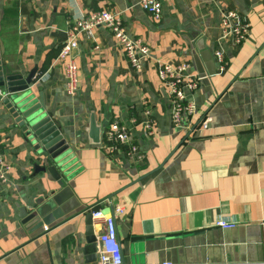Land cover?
Here are the masks:
<instances>
[{
  "label": "crops",
  "instance_id": "1",
  "mask_svg": "<svg viewBox=\"0 0 264 264\" xmlns=\"http://www.w3.org/2000/svg\"><path fill=\"white\" fill-rule=\"evenodd\" d=\"M139 1L0 0L2 64L24 77L36 68L32 90L71 155L63 186L36 173L37 152L5 120L0 85V149L10 165L0 183V264H97L84 221L104 207L122 209L115 224L123 264H264V0H161L159 20ZM102 9L119 13L148 57L133 68L111 31L98 27L72 54L78 89L69 94L57 58L66 31ZM228 11L246 19L240 44L221 37ZM157 62H186L200 80L185 90L197 114L180 130ZM114 120L137 154L104 149ZM219 218L235 226L222 229ZM91 225L97 237L101 224L91 216Z\"/></svg>",
  "mask_w": 264,
  "mask_h": 264
},
{
  "label": "built area",
  "instance_id": "2",
  "mask_svg": "<svg viewBox=\"0 0 264 264\" xmlns=\"http://www.w3.org/2000/svg\"><path fill=\"white\" fill-rule=\"evenodd\" d=\"M139 6L156 20H159L162 16L161 0H140ZM222 24V38L230 37L236 44H240L245 40L248 25L246 19L239 13L234 11L224 13ZM98 27H104L111 31L133 68H139L141 61L148 57V46L128 34L119 13L102 9L79 17L66 31V41L62 44L57 56L59 61L64 62L65 90L69 94L76 93L78 89V69L72 54L78 46L79 38L81 36L91 38ZM215 58L219 64L223 65V49L220 46L215 48ZM189 67L186 62L176 64L157 62L156 64L157 75L170 97L173 128L179 130L184 126L183 121L190 125L197 114L195 104L186 100L185 90L197 88L200 80L188 73ZM219 70H222L221 66ZM0 95H2L1 90ZM144 126L146 131L151 129L149 121H145ZM104 135L106 140L105 150L111 152L123 150L130 156L137 154V146L132 141L129 130L121 126L119 122L112 121L105 129ZM9 172L10 165L6 162L3 151L0 149V183L9 180ZM121 210L120 207H115V209L112 208L110 213H104L101 209L91 211L92 219L101 224V231L96 237L97 264H123L121 245L115 224V215L121 213ZM215 225L220 226L222 229L235 226L233 222L220 218L217 219ZM44 231H48V226H44ZM162 264L172 263L163 262Z\"/></svg>",
  "mask_w": 264,
  "mask_h": 264
},
{
  "label": "water",
  "instance_id": "3",
  "mask_svg": "<svg viewBox=\"0 0 264 264\" xmlns=\"http://www.w3.org/2000/svg\"><path fill=\"white\" fill-rule=\"evenodd\" d=\"M36 68L27 76L11 73L8 66L3 65L0 55V85L4 87L6 96L2 100L5 120L9 127L18 133L23 143L31 145L37 152L36 173L48 174L60 186L68 179L71 155L61 129L47 113L42 94L36 98L31 84L35 78ZM100 128L94 118L89 125V135L98 142ZM104 207V206H103ZM110 207H104V213H110ZM33 214L32 217H35ZM85 239L93 250H96V236L91 225V213L85 216Z\"/></svg>",
  "mask_w": 264,
  "mask_h": 264
}]
</instances>
